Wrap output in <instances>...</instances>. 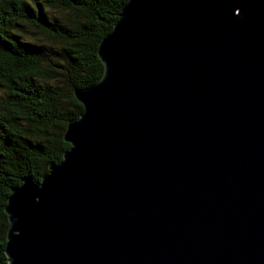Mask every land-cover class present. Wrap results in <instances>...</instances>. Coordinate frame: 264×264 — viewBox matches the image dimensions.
Wrapping results in <instances>:
<instances>
[{
    "label": "water",
    "instance_id": "1",
    "mask_svg": "<svg viewBox=\"0 0 264 264\" xmlns=\"http://www.w3.org/2000/svg\"><path fill=\"white\" fill-rule=\"evenodd\" d=\"M71 147L11 187L7 264H264V0H128Z\"/></svg>",
    "mask_w": 264,
    "mask_h": 264
},
{
    "label": "trees",
    "instance_id": "2",
    "mask_svg": "<svg viewBox=\"0 0 264 264\" xmlns=\"http://www.w3.org/2000/svg\"><path fill=\"white\" fill-rule=\"evenodd\" d=\"M128 0H0V264L11 187L40 182L71 144L84 105L75 88L101 80L98 48Z\"/></svg>",
    "mask_w": 264,
    "mask_h": 264
}]
</instances>
